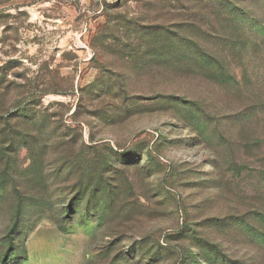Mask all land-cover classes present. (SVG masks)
<instances>
[{"label":"rangeland","instance_id":"rangeland-1","mask_svg":"<svg viewBox=\"0 0 264 264\" xmlns=\"http://www.w3.org/2000/svg\"><path fill=\"white\" fill-rule=\"evenodd\" d=\"M0 264H264V0H0Z\"/></svg>","mask_w":264,"mask_h":264}]
</instances>
